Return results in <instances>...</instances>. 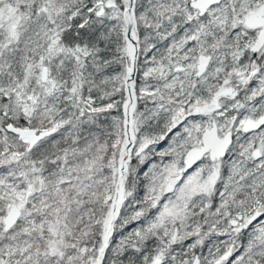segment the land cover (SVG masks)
<instances>
[{
	"label": "snow or ice",
	"instance_id": "1",
	"mask_svg": "<svg viewBox=\"0 0 264 264\" xmlns=\"http://www.w3.org/2000/svg\"><path fill=\"white\" fill-rule=\"evenodd\" d=\"M0 264H264V0H0Z\"/></svg>",
	"mask_w": 264,
	"mask_h": 264
}]
</instances>
